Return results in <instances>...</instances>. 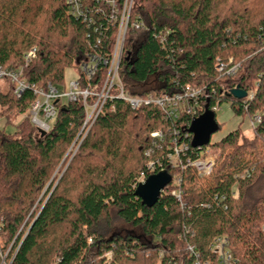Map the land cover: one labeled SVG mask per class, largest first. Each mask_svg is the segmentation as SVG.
Listing matches in <instances>:
<instances>
[{
  "label": "trees",
  "instance_id": "1",
  "mask_svg": "<svg viewBox=\"0 0 264 264\" xmlns=\"http://www.w3.org/2000/svg\"><path fill=\"white\" fill-rule=\"evenodd\" d=\"M82 3L85 22L71 15L67 0H0V66L18 71L35 48L23 77L62 91L65 70L80 73L90 54L109 56L117 31L111 9ZM105 72L99 66L90 81L80 73L81 87L100 86ZM119 75L131 96L188 86L209 96L203 108L226 103L234 116H259L260 123L250 138L236 129L209 144L216 158L204 178L189 167H169V140L175 130L187 131L182 122L189 119L166 121L154 107L106 101L85 132L77 100L57 105L47 134L29 118L12 134L1 128L0 264L6 253L5 264H104L105 254L109 264H217L209 251L217 237L226 239L237 264H264V0H134ZM4 84L0 117L27 113L33 93L16 98ZM235 88L252 99L229 96ZM154 132L163 143L150 137ZM66 153L69 164L52 190ZM159 166L173 178L178 173L179 185L147 208L134 194L138 177L159 173ZM112 216L131 230L108 233Z\"/></svg>",
  "mask_w": 264,
  "mask_h": 264
},
{
  "label": "built area",
  "instance_id": "2",
  "mask_svg": "<svg viewBox=\"0 0 264 264\" xmlns=\"http://www.w3.org/2000/svg\"><path fill=\"white\" fill-rule=\"evenodd\" d=\"M83 0H67L71 15L76 19L86 21V9L82 3ZM92 2L105 3L111 9V21L117 24V34L111 54L100 57L99 55L90 54L86 60L79 66V71L82 73L86 81L92 80L99 66L106 69L105 77L100 86L91 89L89 85L85 88L81 87L79 77L68 86V89L59 91L54 89L50 84L46 88L35 87L34 82L27 81L23 77V68L27 67L32 59L36 56V49L32 48L23 56L24 66L18 71H9L0 66V83L8 82L12 85V93L16 98H20L25 91H30L35 96L34 102L28 109V116L31 124L35 127L38 134H47L51 129V124L56 116L57 105L68 102H76L80 100L83 103L85 110V120L81 131L89 129L94 120L102 111L106 101L121 100L127 103L131 110H138L142 107H154L159 110L166 121L178 122L181 118L186 117L189 122H182L187 131L175 130L174 138L167 145L169 153L167 154V162L170 168L189 167L194 173L201 178L207 177L212 171L216 155L211 149L206 146L202 148H192V135L189 133V127L192 120L200 117L206 108H203L208 95L199 89H192L188 86L179 92H167L161 94H147L145 96H131L124 91L123 84L118 76L119 65L123 56V49L127 30L129 28V18L131 13V0H92ZM135 29L138 25H133ZM220 71V66L217 67ZM235 72V68L229 71L230 74ZM222 92V91H221ZM253 95L246 94L245 100L252 99ZM93 99V103L89 102ZM217 106L210 110L214 113ZM251 127L260 123V117L254 116L250 121ZM81 133V132H80ZM151 138L157 139L160 143L164 142V138L160 132L150 134ZM188 141V142H187ZM188 143L190 147H188ZM197 150L196 157L191 159L188 157V152ZM148 172H154L156 169L152 163L146 166ZM160 172L164 171L159 166ZM171 183L168 186H178L179 179L171 177ZM142 180H145L141 176ZM140 180V179H139ZM138 180V181H139ZM140 182V181H139ZM167 186V187H168ZM166 187V188H167ZM172 196L178 201H181L180 193L177 189L169 191ZM192 247L188 246L187 251L192 253ZM209 251L216 256L217 264H237V260L227 250V242L225 238L217 237L216 241L209 247ZM7 254V253H6ZM4 254L1 257L2 264H5ZM197 263V262H196ZM57 264V262L55 263Z\"/></svg>",
  "mask_w": 264,
  "mask_h": 264
},
{
  "label": "rangeland",
  "instance_id": "3",
  "mask_svg": "<svg viewBox=\"0 0 264 264\" xmlns=\"http://www.w3.org/2000/svg\"><path fill=\"white\" fill-rule=\"evenodd\" d=\"M133 1L134 0H131L132 6H133ZM131 10H132V7H131ZM116 34H117V32H116ZM138 34L141 35V33H138ZM79 74L80 73H78V71L74 70V69L65 70L64 74H63V81H62L63 85L60 86L61 88L63 87L62 91L65 89H68L69 84L71 82L75 81ZM118 76H120L119 71H118ZM120 82L122 83L121 79H120ZM5 90H6V84L0 83V91L4 92ZM0 112H1V110H0ZM214 115H215V121L219 125V130L216 133L211 135L210 144L218 142L219 140L223 139V137H225L227 134H229L230 132H232L236 129H239L245 137H247V138L251 137L250 120L247 117L234 116L233 113L231 112L228 104L223 103L220 106L216 107L214 110ZM28 118H29L28 111H27V113L22 114V115H18V116L11 113L9 116L6 115L4 118L0 117V129L4 128L5 132L12 134L13 132L16 131V127L22 121H28V120H26ZM36 132H37V130H36ZM74 152H75V150H74ZM67 155L68 154L66 153L64 156V159L61 160V162L58 164V166L56 167V169L52 175V178L50 180V182H52V190L57 185L58 180L60 179L61 175L63 174V171L65 170L66 166L69 164L70 158L67 159ZM215 155H216V153H215ZM65 161H66V163H65ZM63 164H65V165H63ZM148 164H150V162H148ZM61 168H63V169L61 170ZM175 175L176 176L174 179H178V173H176ZM138 178L140 179L139 180L140 182L143 181L141 179V176H139ZM44 191L45 190H43L42 195L44 194ZM41 197L42 196H40V198ZM108 230H109L108 233H113V232H122L123 233L125 231H130L131 228L129 226L125 225L116 216H112V221H111L110 226L108 227ZM103 257H105L104 264H109V262L111 261V256L109 254H105Z\"/></svg>",
  "mask_w": 264,
  "mask_h": 264
},
{
  "label": "water",
  "instance_id": "4",
  "mask_svg": "<svg viewBox=\"0 0 264 264\" xmlns=\"http://www.w3.org/2000/svg\"><path fill=\"white\" fill-rule=\"evenodd\" d=\"M229 96L236 99H244L246 93L239 88L229 92ZM219 127L215 121V115L209 109L192 120L189 133L192 135L191 147L202 148L210 144L211 135L218 131ZM171 176L166 171L150 175L145 180L138 183L135 188V196L141 201L142 205L152 208L159 200L163 190L171 183Z\"/></svg>",
  "mask_w": 264,
  "mask_h": 264
}]
</instances>
